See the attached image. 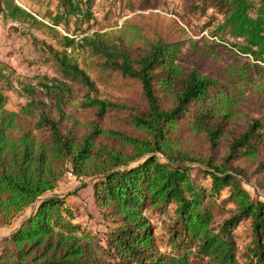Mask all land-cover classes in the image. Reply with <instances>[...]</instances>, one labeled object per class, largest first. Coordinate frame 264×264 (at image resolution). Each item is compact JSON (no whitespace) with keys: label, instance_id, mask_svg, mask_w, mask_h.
Here are the masks:
<instances>
[{"label":"trees","instance_id":"16d2710c","mask_svg":"<svg viewBox=\"0 0 264 264\" xmlns=\"http://www.w3.org/2000/svg\"><path fill=\"white\" fill-rule=\"evenodd\" d=\"M105 1L106 15L162 7L47 0L55 14L35 12L50 26L0 0L3 16L42 27L61 47L44 44L57 75L24 85L16 109L0 88V264H264V0H181V17L201 23L194 40L152 13L91 31ZM71 21L78 39L56 29ZM67 48L139 92L120 102L100 95ZM68 173L76 190L94 181L100 214L114 224L103 238L53 193ZM147 213L163 216L159 237ZM239 226L250 240L243 257Z\"/></svg>","mask_w":264,"mask_h":264},{"label":"rangeland","instance_id":"374dc122","mask_svg":"<svg viewBox=\"0 0 264 264\" xmlns=\"http://www.w3.org/2000/svg\"><path fill=\"white\" fill-rule=\"evenodd\" d=\"M20 7L30 12L36 19L47 24L52 25L51 21L40 17L35 12L46 11L50 14H55L54 4H47V0H14ZM108 10L105 1L102 11L96 13V25L90 26L91 31L104 27L103 31L118 28L124 21L136 15L158 14L164 16L170 21H175L186 33V37L190 39H197L201 30V23L197 16L182 18L183 9L181 0H162L161 9L136 11V12H120L115 9ZM209 12V11H208ZM205 19V17H202ZM73 21V20H72ZM71 23L68 25V30L64 25H56V29L63 35L69 37L80 38L84 34H79V31L74 30ZM92 23V22H90ZM111 25H115L114 27ZM85 26V25H82ZM90 31V32H91ZM86 34V33H85ZM44 44H50L56 49H61L52 39L50 33L42 27L27 23L21 24L9 17H5L0 13V88L7 96L6 107L14 110L20 103H23L24 96L22 87L26 84H35L37 77L48 76L53 77L57 75L56 67L53 62L49 61L51 54L46 49ZM67 52L71 57L77 61L80 68L84 69L91 78L97 83L100 95L108 96L114 101L127 100L130 97H135L139 92L137 85L128 80L122 79L115 73H96L92 66L90 67L92 57L82 50H71L67 48ZM251 59V57H248ZM264 68V63H259ZM98 74V75H97ZM97 75V76H96ZM9 85V87H8ZM8 87V88H7ZM138 97V96H137ZM136 165V163H134ZM193 175H196L201 184L207 183L209 180L203 175L198 174L197 170H191ZM84 181V180H83ZM88 185L81 189H75L77 186V179L72 175L65 174L60 180L54 194L65 195V202L70 206L76 216L74 222H78L82 229L90 233L94 237L103 238V232L114 227V224L108 220H103L99 207L95 202L93 195L92 183L93 180L87 181ZM76 190L74 194H71ZM244 189L255 196V189L250 185H245ZM223 195L226 192L223 191ZM53 195V194H52ZM259 199L262 198L261 192ZM173 205H170L171 211ZM151 223L154 225V233L156 237L162 235L163 229L160 227V218L163 216L150 215ZM237 240L239 244V257H243L245 247L250 242L247 236V226H239L235 229ZM243 259V258H242Z\"/></svg>","mask_w":264,"mask_h":264},{"label":"crops","instance_id":"0c3cea01","mask_svg":"<svg viewBox=\"0 0 264 264\" xmlns=\"http://www.w3.org/2000/svg\"><path fill=\"white\" fill-rule=\"evenodd\" d=\"M4 232H6L4 228L0 227V236H2Z\"/></svg>","mask_w":264,"mask_h":264},{"label":"built area","instance_id":"2783aa9c","mask_svg":"<svg viewBox=\"0 0 264 264\" xmlns=\"http://www.w3.org/2000/svg\"><path fill=\"white\" fill-rule=\"evenodd\" d=\"M262 63H264V62H262Z\"/></svg>","mask_w":264,"mask_h":264}]
</instances>
